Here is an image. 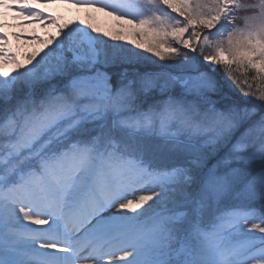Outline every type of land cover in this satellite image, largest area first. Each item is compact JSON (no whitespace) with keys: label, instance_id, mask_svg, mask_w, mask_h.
<instances>
[{"label":"snow or ice","instance_id":"snow-or-ice-1","mask_svg":"<svg viewBox=\"0 0 264 264\" xmlns=\"http://www.w3.org/2000/svg\"><path fill=\"white\" fill-rule=\"evenodd\" d=\"M0 264H264V0H0Z\"/></svg>","mask_w":264,"mask_h":264},{"label":"rangeland","instance_id":"rangeland-1","mask_svg":"<svg viewBox=\"0 0 264 264\" xmlns=\"http://www.w3.org/2000/svg\"><path fill=\"white\" fill-rule=\"evenodd\" d=\"M41 10L44 12L51 13L52 15L55 16H60L63 18L62 22H72V21H88L89 18L91 17L92 19L90 22L95 23L97 26L101 27L104 29L105 26H110L111 28L113 25H115L116 21H114L111 17L105 16L103 13H95V12H88L87 10L84 9H77L74 7H70L68 5L64 4H59V5H49L47 7L41 6ZM14 13H8L6 17L4 18L5 22L8 24H16L18 23L17 21L12 19V16ZM111 21V22H110ZM109 28V29H111ZM4 31L6 32H21L23 31L24 33H28L32 31V29H25L21 30L19 28H5ZM35 31L43 38H47V32L49 30H45L44 28H36ZM13 45L17 43L16 41H12ZM128 46V45H126ZM28 52H31L32 49L28 48ZM148 55V54H145ZM114 211V210H113Z\"/></svg>","mask_w":264,"mask_h":264},{"label":"trees","instance_id":"trees-1","mask_svg":"<svg viewBox=\"0 0 264 264\" xmlns=\"http://www.w3.org/2000/svg\"><path fill=\"white\" fill-rule=\"evenodd\" d=\"M110 22H111V21H110ZM109 28H111V27H110V26H108V28H107V26L104 27L105 30H108ZM25 34H27V32H26ZM15 45H16V43H15ZM151 59H152V60H156L155 57H151ZM157 63H161V62L157 60Z\"/></svg>","mask_w":264,"mask_h":264}]
</instances>
